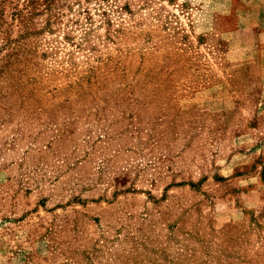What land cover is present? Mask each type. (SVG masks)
<instances>
[{
  "label": "rangeland",
  "instance_id": "rangeland-1",
  "mask_svg": "<svg viewBox=\"0 0 264 264\" xmlns=\"http://www.w3.org/2000/svg\"><path fill=\"white\" fill-rule=\"evenodd\" d=\"M229 4L0 0V264H264V51Z\"/></svg>",
  "mask_w": 264,
  "mask_h": 264
},
{
  "label": "crops",
  "instance_id": "crops-1",
  "mask_svg": "<svg viewBox=\"0 0 264 264\" xmlns=\"http://www.w3.org/2000/svg\"><path fill=\"white\" fill-rule=\"evenodd\" d=\"M216 1V0H207ZM230 3V14L237 13L239 33H251L257 49L264 51V0H221ZM237 3L239 8L235 7ZM235 13V16H236Z\"/></svg>",
  "mask_w": 264,
  "mask_h": 264
}]
</instances>
